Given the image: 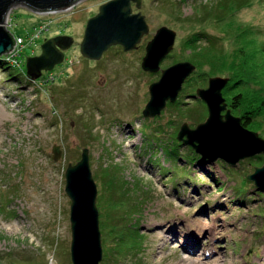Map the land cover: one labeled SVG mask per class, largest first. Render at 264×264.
Wrapping results in <instances>:
<instances>
[{
    "label": "rangeland",
    "instance_id": "rangeland-1",
    "mask_svg": "<svg viewBox=\"0 0 264 264\" xmlns=\"http://www.w3.org/2000/svg\"><path fill=\"white\" fill-rule=\"evenodd\" d=\"M108 1L81 0L53 13L16 6L9 15L7 28L23 42L17 63L0 65V264H73L65 175L84 149L90 151L98 185L100 264H191L199 259L202 264H264V187L248 181L255 168L264 166V155H259L263 165L251 163H258L256 157L236 166L199 155L193 161L195 151L177 136L183 123L194 128L206 120L194 115L196 92L180 94L178 100L188 106L169 107L146 119L149 86L161 71L153 74L142 67L147 46L162 27L177 33L162 69L191 62L192 51L185 46L196 36L225 47L232 41L229 33L236 32L227 29L234 20L241 28H258L257 39L264 42V0H143L140 10L150 33L138 48L125 52L113 46L100 61H92L82 56L80 44L89 19ZM64 34L75 39L64 63L32 81L27 58L40 55L46 40ZM226 49L233 59L239 43L232 41ZM259 59L249 60L256 72L245 76L251 86L239 85L249 86L245 91L264 92ZM11 65L22 76L15 77L18 71ZM210 70L205 65L197 79ZM225 74H208L207 85L200 88H207L212 77L230 79ZM263 117L257 121L261 126L250 130L264 139ZM56 145L63 150L59 161L53 159Z\"/></svg>",
    "mask_w": 264,
    "mask_h": 264
},
{
    "label": "water",
    "instance_id": "water-1",
    "mask_svg": "<svg viewBox=\"0 0 264 264\" xmlns=\"http://www.w3.org/2000/svg\"><path fill=\"white\" fill-rule=\"evenodd\" d=\"M81 0H0V58L16 50V36L7 28L9 15L16 6H24L37 13L61 12ZM136 5L138 12L134 10ZM143 0H111L90 18L80 51L92 61H100L113 46H122L125 52L138 48L145 35L150 33L146 16L140 10ZM177 33L168 27L160 28L147 46L143 70L156 74L161 71L158 81L149 86L150 98L143 109L146 119L161 116L169 103H176L185 82L197 67L190 61L178 62L166 69L161 63L173 50ZM72 36L60 35L46 40L42 53L28 57L26 74L32 81L40 79L44 72H52L64 63L66 52L73 47ZM229 78L212 77L207 88H198L196 96L208 110L204 122L192 128L183 123L177 139L193 148L202 160L217 162L223 160L236 166L245 159L264 155V139L259 133L248 129L228 108L223 91ZM63 157L60 145L53 147V159ZM65 191L71 200V260L73 264H100L104 259V247L100 229L98 209V185L93 176L90 151L84 149L82 158L76 164L70 163L66 171ZM248 179L257 187H264V166L255 168Z\"/></svg>",
    "mask_w": 264,
    "mask_h": 264
},
{
    "label": "trees",
    "instance_id": "trees-1",
    "mask_svg": "<svg viewBox=\"0 0 264 264\" xmlns=\"http://www.w3.org/2000/svg\"><path fill=\"white\" fill-rule=\"evenodd\" d=\"M242 10V9H240ZM237 10L235 14H237ZM235 23L233 25H226L229 29L230 27L233 28L232 30L235 32L234 34H230L232 37L233 42H238L240 49L238 50V54L235 52H232L231 55H234L233 59H230V55L225 54L226 48L229 45L230 42H227V45L224 47V43H220L217 40L209 39L203 41V39H200V36H196L191 39V42L189 41L186 48L190 49L192 51V55L188 58V60H191L192 63H194L197 67L195 73L188 78L186 81V85L184 84L183 92L185 90H190V92H197V89L200 87H205L208 82L209 75H226L230 74V82L228 86L223 91L224 96L227 100L229 109L232 110V113L237 115L238 117L242 118V123L244 126H246L248 129H252L253 126H257L258 124V118L264 116V92H261L259 90H244L245 88L251 86V82L244 81L245 76H247L249 73L256 72L254 66V62L249 61L250 59H257L262 60V68L264 70V45H261L264 42H260L258 38V34L261 33L258 28L252 27L251 29H247V27L241 28V25H238L236 23L237 21L234 20ZM227 24V23H226ZM228 33V32H227ZM239 40V41H237ZM205 42V43H204ZM250 44L251 48L246 50L243 49L242 44ZM260 47H263L260 52L258 50ZM259 48V49H257ZM236 51V50H234ZM228 52V51H227ZM230 52V51H229ZM217 53V54H216ZM169 56V55H168ZM167 56V57H168ZM0 65H5L11 63V61L7 60V58H0ZM12 64V63H11ZM205 65H209L211 67L210 73H204L201 76L198 77L196 74L199 70H201ZM16 68L18 71L17 74H15V77L19 78L22 76L21 72L22 70L20 68H17L15 65H11ZM209 74V75H208ZM249 77V76H248ZM261 77H264L263 73L261 74ZM248 84L246 87L242 86L239 87L241 84ZM236 86H238V90L236 89ZM181 92V93H183ZM245 92V93H244ZM252 92V93H251ZM247 93H251L253 95H248ZM197 97V96H195ZM250 100L252 103L251 105H248L244 100ZM197 107L194 113V115L198 116L197 119L204 121L207 117V106L202 100L197 101ZM188 106V103H183L178 100L176 103L172 104L169 103L167 108H179V106ZM166 108V109H167ZM179 111H182L181 108ZM192 114V112H187V115ZM193 115V114H192ZM194 118V117H193ZM264 118V117H263ZM260 120H262L260 118ZM257 122V123H256ZM264 123V120H263ZM262 124V123H261ZM264 125V124H263ZM261 125L258 124V127ZM194 152H192L193 154ZM195 154V153H194ZM196 157L192 159L193 161L196 159H199V156L196 154ZM263 156H257L256 162L252 161L251 163H254L255 165H263ZM253 164V165H254ZM249 181V179H248ZM251 182V181H250ZM242 201V200H241ZM106 260V259H105ZM104 260V261H105Z\"/></svg>",
    "mask_w": 264,
    "mask_h": 264
},
{
    "label": "built area",
    "instance_id": "built-area-1",
    "mask_svg": "<svg viewBox=\"0 0 264 264\" xmlns=\"http://www.w3.org/2000/svg\"><path fill=\"white\" fill-rule=\"evenodd\" d=\"M68 9H70V8H68ZM16 40H17L16 50L12 54L6 56V58L9 61H15L17 63V61H18V54H19V50H20V46H21L20 44L23 42V39L20 38V37L19 38L16 37Z\"/></svg>",
    "mask_w": 264,
    "mask_h": 264
},
{
    "label": "bare ground",
    "instance_id": "bare-ground-1",
    "mask_svg": "<svg viewBox=\"0 0 264 264\" xmlns=\"http://www.w3.org/2000/svg\"><path fill=\"white\" fill-rule=\"evenodd\" d=\"M192 262V263H191ZM190 263L191 264H202V262H201V260L199 259V260H197V261H191Z\"/></svg>",
    "mask_w": 264,
    "mask_h": 264
},
{
    "label": "flooded vegetation",
    "instance_id": "flooded-vegetation-1",
    "mask_svg": "<svg viewBox=\"0 0 264 264\" xmlns=\"http://www.w3.org/2000/svg\"><path fill=\"white\" fill-rule=\"evenodd\" d=\"M133 7L136 8V5L134 4ZM135 12H136V11H135ZM64 35H65V34H64ZM66 53H67V52H66ZM228 108H229V106H228Z\"/></svg>",
    "mask_w": 264,
    "mask_h": 264
}]
</instances>
